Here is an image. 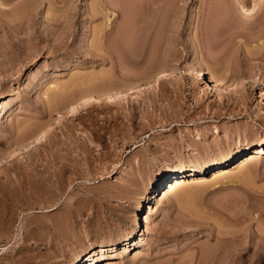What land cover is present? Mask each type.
I'll list each match as a JSON object with an SVG mask.
<instances>
[{
	"label": "rangeland",
	"instance_id": "374dc122",
	"mask_svg": "<svg viewBox=\"0 0 264 264\" xmlns=\"http://www.w3.org/2000/svg\"><path fill=\"white\" fill-rule=\"evenodd\" d=\"M99 1L0 4V264H72L137 229L141 244L97 264H264V153L134 221L153 181L264 137V0ZM222 75L220 99L206 84ZM90 87L123 98L55 119Z\"/></svg>",
	"mask_w": 264,
	"mask_h": 264
},
{
	"label": "bare ground",
	"instance_id": "6f19581e",
	"mask_svg": "<svg viewBox=\"0 0 264 264\" xmlns=\"http://www.w3.org/2000/svg\"><path fill=\"white\" fill-rule=\"evenodd\" d=\"M93 1H94V7H95V9L97 10V13H98L99 12L98 10H101L102 9L101 6H100V2L101 1H99V0H93ZM0 2H1L0 4H3L2 0H0ZM1 6H3V5H1ZM241 9L243 11L247 12V14L250 13L251 10H252V9L246 10V9L243 8V6H241ZM93 10H94V8H93ZM209 24H211V23H209ZM100 30H101V28H100ZM100 30H98V32ZM95 34L97 35V33H95ZM99 36H100V39H101V35H99ZM99 36L97 37L98 39H99ZM97 43H98V41H97ZM100 43H102L101 40H100ZM206 67L207 66L205 65V70L207 69ZM205 70L204 69H201V68H190V71L193 72L196 76H198L199 79H203L205 73H207V71H205ZM210 71L212 72V70H210ZM170 75H171V71H168V70L161 71V72H157V73L156 72L155 73L153 72L152 74H150V76H147V77H145L143 79V84L144 85H148V84L150 85L151 83L158 84L161 81H163V79L168 78ZM224 75L225 76L227 75L229 77H233L232 73H229V71L228 72L226 71V73H224ZM224 75H222L220 77L216 76L217 78L214 76V79H211L210 76H209L210 79H208V81L210 83H208V85L206 84L207 87H209L210 89L216 90L218 92L217 94H218V96H219L220 99L223 98L222 97L223 94L226 93L225 91L227 90V88H229L228 85H226V83L224 82V78H225ZM205 78L207 79V77H205ZM80 83H82V82H80ZM140 85L141 84H136L137 87H140ZM63 86H65V85H63ZM126 87H127V85H126ZM62 89L63 90H61V92L63 91V93H64V91H65L64 89L65 88H62ZM100 90L98 91V90H94L93 89L91 91V87H90V90H89L90 93L87 94V96L85 95V96H80L78 98L76 97L74 100H72L73 102H69L70 104L67 106V109H65L66 111L64 112V114H62V113L58 114L55 119H58L59 120V118H61L63 115L71 114V113H74V112L76 113L77 110L79 111V109H82L83 107H88L94 99H96V98L99 99V96H104V97H107V99H111V100L113 99V100H116V101H117V99L123 98V95H122L123 93H120L118 91L112 90L111 87H110V89L107 88V89H104V90H102V89H100ZM85 92L87 93L88 92V89ZM56 100L54 99L55 104L57 103ZM70 101H71V98H70ZM222 103H224V101L223 102L220 101L219 104H222ZM49 129H51V126L47 124V126H45V128H43V129H41L40 132H37V134L30 135L28 140L30 142H38L39 143L42 139H44L46 137V134H48ZM262 145H264V137L263 138H260V140H258L256 142H254L253 145L239 146V147L231 150L227 154L221 156L219 159L213 160L210 163H205L204 165L194 166V167H191V168H188V169L180 168V169H176V170H174L172 172H167L165 175L169 179V181L161 180V179L156 180V181H153L144 190V195L138 201V203L136 205V212H134L135 213V217H134L135 225L138 226V224H139V219H138L139 212H141V210H143V208H145L144 207L145 204H147L149 206L150 203H151V201L154 198H156L157 196H160L161 193L164 194L165 192H175V191H177V193H178V190H179V193L177 195H179V194L182 195V192H180L181 189H178V188H180V187L182 188V186L184 187V185L186 183H188L189 181H195V179L197 178V177H194L195 175H199L201 177L202 175H200V174H204L205 172L215 173L214 176H216L217 178L218 177L225 178L226 175L229 174L227 168L230 167L232 165V162H234L235 160H237V162L241 160V163H243L242 165L243 166L244 165L246 166V163L247 162H250L251 160H254L253 158H255V156H257L259 153H264L263 152ZM244 173H245V171H244ZM237 176H239V174ZM228 177L229 176H227V178ZM230 177H231V175H230ZM198 181H200V180H198ZM214 182H217V181H215V178H214ZM184 189L185 188H182V191ZM187 190H188V188H187ZM187 190H186V193L187 192L189 193L190 190L189 191H187ZM186 197H189L188 194H186ZM179 199H180V197H179ZM148 206L146 207L147 209L149 208ZM142 242H143L142 233L140 232V229H137V230H135V233L134 234L129 235L128 237H126L125 239L121 240L120 242H118L116 244L106 245V244H103V243H98V244H96L94 246H90L86 250L82 251L80 253V256L75 261H73L72 264H97L100 261L106 260L107 257L115 256L116 254H118L119 250H124L127 245L128 246L137 245V244L139 245ZM137 250H140V249H137ZM134 252L136 253L135 250H134Z\"/></svg>",
	"mask_w": 264,
	"mask_h": 264
}]
</instances>
